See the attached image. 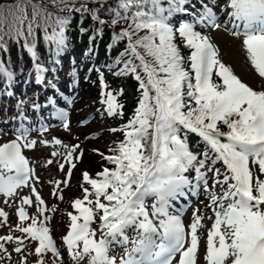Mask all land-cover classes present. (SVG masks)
<instances>
[{
    "label": "snow or ice",
    "instance_id": "obj_1",
    "mask_svg": "<svg viewBox=\"0 0 264 264\" xmlns=\"http://www.w3.org/2000/svg\"><path fill=\"white\" fill-rule=\"evenodd\" d=\"M93 2L103 6L106 0ZM164 2L119 0L117 7L123 11L116 10L110 21L113 26L128 22L117 38L127 39L121 56L131 59L117 75L135 74L141 96L128 123L112 130L124 138L109 149L111 154L99 153L112 167H103L95 177L82 173L83 195L72 202L77 214H68L69 231L63 244L72 264H264V0H226L221 8L226 12L223 21L204 5L195 21L242 38L240 48L261 80L259 89L221 61L216 45L196 31L194 23L173 25L172 17L187 11L188 0H166L167 7ZM82 10L89 11L85 0L0 2V48L5 47V37L23 39L35 61L38 30L45 41L64 48L69 20L59 13ZM97 11L92 10L94 20H99ZM177 37L189 50L187 56ZM5 74L11 79V73ZM106 96L108 114L122 117L123 106L114 102L112 93ZM27 132L17 129L14 140L0 143V197L11 199L28 187L43 206L45 201L30 185L35 169L24 150L34 149L37 141L28 140ZM190 134L204 145L202 151L193 149ZM78 147L68 150V177L76 168L72 160ZM53 163L47 161V165ZM59 168L63 170L64 164ZM190 172L192 179L186 175ZM60 183L68 181L56 182L58 188ZM200 188L212 215L196 209L186 225L185 209L176 208L174 202L187 198L185 189L196 194ZM21 202L33 204L28 197H21ZM45 210L38 207L41 215ZM17 215L21 223L16 230L37 242V264H46L43 257L49 252L56 258L53 264H64L51 230L38 226L36 217L30 218L23 207ZM0 217L6 220L7 213L0 210ZM29 219L32 222L23 226ZM205 220L211 221L210 228ZM129 230L135 231L131 239ZM201 230H205L203 242ZM13 240L11 235L0 237V241ZM15 241L14 251L21 253L24 240L16 237ZM115 246L122 248L121 255L112 254ZM0 251H6L2 243Z\"/></svg>",
    "mask_w": 264,
    "mask_h": 264
},
{
    "label": "rangeland",
    "instance_id": "obj_2",
    "mask_svg": "<svg viewBox=\"0 0 264 264\" xmlns=\"http://www.w3.org/2000/svg\"><path fill=\"white\" fill-rule=\"evenodd\" d=\"M225 4L226 0H199L194 7L189 8L186 12L189 13L187 15L194 23L195 30L200 31L202 35L209 36L216 45L221 61L230 66L242 80L259 89L261 80L247 64L241 51L242 38L237 39L230 35L229 31L223 29L213 30L210 27H205L204 24L195 23L205 10L204 5L212 8L219 21L225 20L226 12L221 11ZM200 9L202 10L199 11ZM180 42L183 49L182 54L187 56L189 50L184 46L182 40ZM59 68L53 85L48 90L39 86L38 89L35 88V93L32 94L30 85L23 84L13 88L12 91L15 90V95L19 97L18 101L10 99L4 91L6 88L0 87V143L14 140L17 129L21 128L28 130V140L37 141L36 147L25 149L24 154L35 169V177L30 180V185L37 189L45 201L43 206H39L28 187L20 189L19 195L11 199L0 197V210L7 213L6 220L0 217V224H2L0 236L11 235L14 237V240L9 242L8 247L4 246L6 251H0V264H37L38 259H40L34 254L37 242L16 230L21 223L17 215L21 207L25 209L30 218L36 217L38 226L43 224L51 230V235L61 253L64 264H72L63 244V237L69 231L70 217L68 214H77L72 208V202L83 195L80 185L83 183L82 173L87 169L84 166L81 168L83 164L80 160L85 154L94 159L89 162L95 169L90 172L87 171L93 177L103 167H108L107 162L101 159L99 153L111 154L109 149L115 147L124 138L120 131L112 130L120 129L126 125L132 117L134 109L138 106L139 87L136 81L132 78L111 76L109 71L105 69L104 60L98 58V55L94 60H89L83 51L75 50L63 57L62 62L59 63ZM86 86L94 87L91 96L85 99L86 105L85 102L84 104L81 102L80 95L73 96L65 93V89L70 88L81 93L82 88ZM9 88H12V85L9 84ZM107 93H112L115 97L114 102L123 106L122 109H119L123 112V116H113V123L106 127L100 125L97 119L92 118L97 108L90 106L89 103L99 97L102 98L103 102L106 101ZM55 94H58V97H55ZM104 110L106 115L111 117L107 112V103ZM65 124L68 125L67 128H65ZM57 139L61 141L60 145L55 144ZM41 141H46L47 144H42ZM65 145L68 148H65ZM77 145L79 147L73 154L72 160V163L76 164V168L72 169V175L68 177L67 172L71 165L66 159L67 153L71 147ZM53 152H57L59 155L53 156ZM79 154L82 156L76 159ZM49 159L53 160L54 163L47 165ZM60 164H64L63 170H60ZM220 166L217 164V167ZM186 175L192 179L194 173L190 172ZM261 178L264 179V177ZM65 180L68 181L67 185L60 183L58 188L56 182ZM209 183L211 184V181ZM185 191L187 198L182 197L174 204L176 208L183 207L185 209L182 218L186 225L191 222L193 211L196 209H199L206 216L212 215L211 210L205 208L209 201L203 188H200L196 194L188 189ZM60 196H63V199H60ZM21 197L31 198L33 204H22ZM5 199H8L7 203H4ZM148 203L151 201L149 200ZM38 207L46 209L43 215L38 212ZM31 222L29 219L23 222V226H27ZM204 224L208 228L211 227L210 220H205ZM93 227H98V222L93 224ZM199 234L203 242L205 230H201ZM16 237L24 240L23 245H20L23 249L21 253L14 251L17 246ZM129 238H133L132 235ZM112 254L121 255L122 248L115 246ZM43 259L46 264H53L56 258L49 252ZM85 264H87L86 261Z\"/></svg>",
    "mask_w": 264,
    "mask_h": 264
},
{
    "label": "trees",
    "instance_id": "obj_3",
    "mask_svg": "<svg viewBox=\"0 0 264 264\" xmlns=\"http://www.w3.org/2000/svg\"><path fill=\"white\" fill-rule=\"evenodd\" d=\"M198 0H188L184 7H194ZM0 2H7V0H0ZM88 12H63L59 13L61 16L68 18L69 23L65 28L66 47L58 48L55 41H45L43 31L38 30L36 35V57L34 61L31 53L28 52L24 46L25 42L21 39L19 42L4 38L5 47L0 48V87L7 88L9 84L13 87H19L20 83L33 85L38 76L44 81V85L49 87L56 73L59 71V63L62 62L64 56L72 53L75 50H81L89 58L94 60L97 55L98 58L103 59L105 69L109 71L113 77L132 78L136 81L139 87V82L134 78L135 74L128 72L124 75H117L124 68L126 60L131 57H122L121 54L125 52L127 46V39H118L119 33L128 27V22L121 20L117 25H111L110 21L114 18L115 11H123L118 9L117 5L119 0H106V3L101 6L94 3L93 0H85ZM79 7V2L76 5ZM167 7L166 0L163 4ZM96 15L99 20L105 21L104 24L99 23V20H94L92 10H97ZM112 9V11H109ZM179 22H189L182 13H177L172 17L173 25H178ZM52 30L49 29V35ZM141 35L144 33L141 32ZM176 43L178 44L181 52L183 51L181 42L177 37ZM138 64L139 61H134ZM37 64L42 71L37 72ZM143 76V72L138 69ZM11 73V79L5 74ZM8 91V90H7ZM141 96L139 89L137 101ZM18 101L17 95L14 97ZM190 143L193 149L197 152L203 150L204 145L199 141V138L194 134H190ZM108 167H112L107 163ZM9 236V235H7ZM3 237V236H0ZM3 246L8 247L9 241H0Z\"/></svg>",
    "mask_w": 264,
    "mask_h": 264
},
{
    "label": "bare ground",
    "instance_id": "obj_4",
    "mask_svg": "<svg viewBox=\"0 0 264 264\" xmlns=\"http://www.w3.org/2000/svg\"><path fill=\"white\" fill-rule=\"evenodd\" d=\"M93 91H94V87H87V86L82 88V90L80 91L81 93L76 92L74 88L65 89L66 94H71L73 96H76L77 94L80 95L81 97L80 100L81 102H83V104L85 102V99L87 97H90ZM55 97H58V94H55ZM85 105H86V102H85ZM89 105L97 108L95 113L92 115V118L97 119L100 125L107 127L108 124L113 123L114 121L113 116L109 117L108 115H106V112L104 110L106 103L102 101L101 97L97 98L93 102H90ZM107 149H109V147H107ZM90 160H94V159L91 158L88 154H85L83 158L80 160L83 164L81 168H83L84 166V168H86L87 171L89 172L94 170L95 167L89 162Z\"/></svg>",
    "mask_w": 264,
    "mask_h": 264
}]
</instances>
